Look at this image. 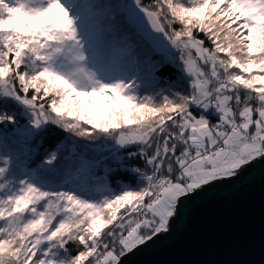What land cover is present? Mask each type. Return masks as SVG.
<instances>
[{"label":"snow or ice","instance_id":"obj_1","mask_svg":"<svg viewBox=\"0 0 264 264\" xmlns=\"http://www.w3.org/2000/svg\"><path fill=\"white\" fill-rule=\"evenodd\" d=\"M100 7L0 0V264H122L170 230L185 199L264 165V0L108 6L163 52L153 76L179 73L147 95L99 57ZM48 125L112 140L141 162L126 169L136 185L53 182L56 151L29 168L26 145Z\"/></svg>","mask_w":264,"mask_h":264},{"label":"water","instance_id":"obj_2","mask_svg":"<svg viewBox=\"0 0 264 264\" xmlns=\"http://www.w3.org/2000/svg\"><path fill=\"white\" fill-rule=\"evenodd\" d=\"M122 264H264V165L185 199L170 230L124 256Z\"/></svg>","mask_w":264,"mask_h":264},{"label":"trees","instance_id":"obj_3","mask_svg":"<svg viewBox=\"0 0 264 264\" xmlns=\"http://www.w3.org/2000/svg\"><path fill=\"white\" fill-rule=\"evenodd\" d=\"M89 3L100 5L96 11L103 13L99 17V26L94 37L98 55L101 59H111L113 68L126 71L139 78L136 83L141 95L155 94L161 89H168L177 81L179 73L170 66L165 65L155 72L153 76L147 70L149 58L152 61H164V56L159 55L144 40L137 30L128 24L125 16L114 6L120 3H130L131 0H87ZM145 3L148 0H144ZM96 39L103 45L98 47ZM120 49H126V54H121ZM182 90L186 85L180 81ZM24 123L23 120L20 121ZM11 128V126H8ZM90 127V126H88ZM10 148L22 152L24 145L13 143V138L8 137ZM26 147L29 168L40 164L47 153L56 151L57 161L54 162L56 172L51 176L53 182L65 178L73 184H79L88 190H94L99 183H107L110 188L119 190L122 185L135 186L137 181L134 175L126 169L140 165V161L129 160L123 149H117L114 142L100 134L98 138H83L67 133L54 125L46 126L41 132L28 141ZM117 156L120 157L117 160Z\"/></svg>","mask_w":264,"mask_h":264},{"label":"rangeland","instance_id":"obj_4","mask_svg":"<svg viewBox=\"0 0 264 264\" xmlns=\"http://www.w3.org/2000/svg\"><path fill=\"white\" fill-rule=\"evenodd\" d=\"M17 22H19V18H18V21ZM95 42H96V44H97L98 47H102L103 43L99 39H96ZM97 99H99V98L97 97Z\"/></svg>","mask_w":264,"mask_h":264}]
</instances>
